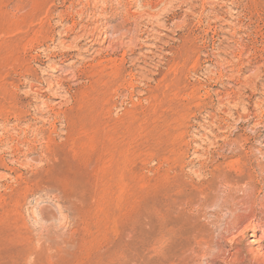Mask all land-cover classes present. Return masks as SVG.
I'll return each mask as SVG.
<instances>
[{
	"label": "rangeland",
	"instance_id": "374dc122",
	"mask_svg": "<svg viewBox=\"0 0 264 264\" xmlns=\"http://www.w3.org/2000/svg\"><path fill=\"white\" fill-rule=\"evenodd\" d=\"M0 65V264H227L257 166L264 256V0H0Z\"/></svg>",
	"mask_w": 264,
	"mask_h": 264
},
{
	"label": "bare ground",
	"instance_id": "6f19581e",
	"mask_svg": "<svg viewBox=\"0 0 264 264\" xmlns=\"http://www.w3.org/2000/svg\"><path fill=\"white\" fill-rule=\"evenodd\" d=\"M140 3V2H139ZM159 3V2H158ZM183 3V2H182ZM254 3V2H253ZM32 4V3H31ZM126 4V3H125ZM208 4V3H207ZM29 5V4H28ZM42 5V4H41ZM149 5V4H148ZM203 5V4H202ZM5 6V5H3ZM200 7V6H198ZM140 9V8H139ZM126 12V11H125ZM194 12V11H193ZM200 13V12H199ZM199 15V14H198ZM127 16V15H126ZM236 16V15H235ZM133 17V16H132ZM200 18V17H199ZM150 20V19H149ZM200 23V22H199ZM219 23V22H218ZM76 26V25H75ZM201 26V25H200ZM116 30V29H115ZM189 31V30H188ZM195 31V30H194ZM208 31V30H207ZM177 32V31H176ZM149 33V32H148ZM190 34V33H189ZM141 35V34H140ZM93 38V36H92ZM190 39V38H189ZM32 40V39H30ZM87 41V39H86ZM96 41V40H95ZM45 42V41H44ZM93 42V41H92ZM10 43V42H9ZM87 45V44H86ZM109 45V44H108ZM146 45V44H145ZM5 46V45H4ZM24 48V47H23ZM51 50V49H50ZM7 51V50H6ZM26 51V50H25ZM9 52V51H8ZM78 52V51H77ZM50 53V52H49ZM79 54V53H78ZM166 54V53H165ZM13 55V54H12ZM65 55V54H64ZM32 56V55H31ZM41 57V56H40ZM108 57V56H107ZM114 57V56H113ZM23 58V57H22ZM72 60V59H71ZM22 62V61H21ZM42 62V61H41ZM89 63V62H88ZM195 64V63H194ZM233 65V64H232ZM1 66V65H0ZM13 66V65H12ZM45 66V65H44ZM65 66V65H64ZM216 66V65H215ZM231 66V65H230ZM32 68V67H31ZM6 70V69H5ZM73 72V71H72ZM219 74V73H218ZM63 75V74H62ZM108 75V74H107ZM119 75V74H118ZM210 75V74H209ZM2 76V75H1ZM74 77V76H73ZM215 77V76H214ZM5 80V79H4ZM7 83V82H6ZM22 83V82H21ZM24 83V82H23ZM43 83V82H42ZM97 84V83H96ZM139 85V83H138ZM15 86V85H14ZM84 86V85H83ZM11 88V87H10ZM87 90V89H85ZM105 90V89H104ZM113 90V89H112ZM119 90V89H118ZM102 93V92H101ZM130 93V92H129ZM219 93V92H218ZM240 93V92H239ZM254 93V92H253ZM1 94V93H0ZM23 94V93H22ZM87 95V94H86ZM103 95V94H102ZM4 96V95H3ZM79 96V95H78ZM106 96V95H105ZM108 96V95H107ZM81 97V96H80ZM226 97V96H225ZM122 98V97H121ZM4 99V97H3ZM6 100V99H5ZM59 100V99H58ZM206 101V100H205ZM224 101V100H223ZM222 101V102H223ZM101 103V102H100ZM106 103V102H105ZM220 103V102H219ZM98 104V103H97ZM103 104V102H102ZM109 104V103H108ZM202 104V103H201ZM222 104V103H221ZM247 104V103H246ZM34 105V104H33ZM107 105V104H106ZM113 106V105H112ZM70 107V106H69ZM102 107V106H101ZM203 107V106H202ZM210 107V106H209ZM232 107V106H231ZM244 107V106H243ZM1 108V107H0ZM73 108V107H72ZM108 108V107H106ZM16 109V108H15ZM17 110V109H16ZM96 110V109H94ZM107 111V110H106ZM220 111V110H219ZM25 113V112H24ZM15 114V113H14ZM17 114V113H16ZM19 114V113H18ZM26 114V113H25ZM33 114V113H32ZM109 114V113H108ZM73 115V114H72ZM18 116V115H17ZM20 116V115H19ZM67 117V116H66ZM208 117V116H207ZM253 117V116H252ZM44 118V117H43ZM74 119V118H73ZM230 119V118H229ZM74 121V120H73ZM212 122V121H211ZM47 123V122H46ZM213 123V122H212ZM73 124V123H72ZM229 124V123H228ZM237 124V123H236ZM254 124V123H253ZM211 126V125H210ZM218 127V126H217ZM257 127V126H256ZM21 129V128H20ZM29 130V129H28ZM225 130V129H224ZM248 130V129H247ZM110 132V131H109ZM225 132V131H224ZM241 135V134H240ZM123 153V152H122ZM196 155V154H195ZM240 156V155H239ZM195 157V156H194ZM201 157V156H200ZM245 158V157H244ZM260 159V158H259ZM202 160V159H201ZM1 161V160H0ZM243 162V161H242ZM246 162V161H244ZM216 163V162H215ZM218 163V162H217ZM224 164V163H223ZM244 164V163H243ZM248 165V164H246ZM245 165V166H246ZM181 167V166H180ZM237 167V166H236ZM248 167V166H247ZM241 168V167H240ZM259 168V166L252 168L251 170L244 174L243 178L240 177L239 180H232L230 176H227L230 180L227 179H221L219 181L223 182V185L227 189V195L221 199L216 197V192L218 191V184L220 182L214 183L212 185L211 192L212 194L206 198L205 202L202 204L204 207H216V208H224L226 212V217H224V224L225 229L224 231L229 234L224 237L228 240V243L233 249L226 248V250L222 249L221 247H218L216 250H211L210 245H205L203 248L202 246V253L203 255H208L210 258H215L218 261L225 262L227 264H237L240 258L241 250L238 248L241 243V238H243L249 228L250 223H243V220L246 215V211H250L252 205L256 202L258 191L260 188V184L257 179V175L255 172V169ZM235 169V168H234ZM260 169V168H259ZM243 170V169H242ZM247 170V168H246ZM233 172V171H232ZM247 172V171H246ZM218 179V178H217ZM235 179V178H234ZM222 185V186H223ZM220 187V186H219ZM182 189V188H181ZM226 193V191H225ZM239 194V195H238ZM218 196V195H217ZM264 201H262L263 203ZM260 205V204H259ZM163 208V207H162ZM198 209V208H197ZM259 210V209H258ZM208 211V210H207ZM244 211V212H243ZM259 212V211H258ZM250 217V216H249ZM211 219V218H210ZM251 219V218H250ZM221 220V219H220ZM247 220V218H246ZM256 223V222H255ZM252 224V237L253 239L252 243H258V247L260 249H264V231L261 233V235L257 234V229L259 227L258 224ZM238 228V233L235 235L232 231ZM261 228V227H260ZM217 231V230H216ZM223 236V235H222ZM219 241V240H218ZM204 242V241H203ZM199 244V243H198ZM264 251V250H263ZM246 255L250 258L249 261L253 264H264V256L259 254V251L253 252L251 250H248L245 252ZM208 258V257H207Z\"/></svg>",
	"mask_w": 264,
	"mask_h": 264
}]
</instances>
